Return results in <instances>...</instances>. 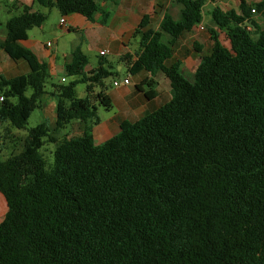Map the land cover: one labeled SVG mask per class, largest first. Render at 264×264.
I'll return each instance as SVG.
<instances>
[{
  "label": "trees",
  "instance_id": "1",
  "mask_svg": "<svg viewBox=\"0 0 264 264\" xmlns=\"http://www.w3.org/2000/svg\"><path fill=\"white\" fill-rule=\"evenodd\" d=\"M34 1L61 17L93 21L98 13L103 25L102 5L119 0ZM174 1L182 9L176 17L164 13L159 30L147 16L134 30L138 63L151 77L168 79L170 99L99 145L87 131L59 141L49 136L74 120L96 124L94 101L111 108L101 90L111 68L100 61L83 72L76 49L65 65L74 80L48 92L46 64L19 44L46 15L23 6L5 21L0 50L28 71L0 76V123L23 129L49 96L55 124L53 131L45 123L28 129L21 151L0 160L7 205L0 264H264V0L211 10V47L190 79L180 62L170 63L172 47L202 21L204 0ZM256 12L261 25L252 20ZM77 83L85 84V97H76ZM141 86L135 89L151 100L154 93ZM46 139L55 145L49 169L39 153Z\"/></svg>",
  "mask_w": 264,
  "mask_h": 264
},
{
  "label": "crops",
  "instance_id": "2",
  "mask_svg": "<svg viewBox=\"0 0 264 264\" xmlns=\"http://www.w3.org/2000/svg\"><path fill=\"white\" fill-rule=\"evenodd\" d=\"M241 1L246 4H252L255 2L257 3L260 0H204L202 21L189 32H185L179 37L172 47V58L170 63L178 61L181 63V70L183 73L188 72L187 74H192L200 61V56L193 52V46L195 44H200L201 40L206 43L209 42L208 28L213 27L210 18L211 10L218 7L224 11L231 9L238 11V5ZM36 5L37 4L34 0H0V11L3 10V7H10V9L6 10L8 13H20L23 6H29L32 11H37ZM210 7L211 10H209ZM170 8L179 12L182 9V6L174 0H119L115 4L105 3L102 5V9L108 13L105 24L103 25L99 23L101 16L98 13L94 15L93 21H89L78 14H69L63 17L60 16L57 19L56 24L51 28L54 34H57L58 32L59 35H64L72 31L78 36V38H81L83 42H86L93 47L100 58H103L106 55L114 58L116 60L117 70H121L122 65H124L127 70L124 78L128 79V84L125 85L121 83L120 86H117L114 92L107 93L111 101V108L108 110V116L104 118L97 116L98 122L96 124H92L89 121L82 122L74 120L59 129V132L62 129H68V131L72 132V134L77 137L84 131H87L91 135L93 143L99 145L144 115L159 108L170 99L168 79L160 72H157L151 77L138 63L137 54L139 36L134 34L136 26L144 16L148 17L149 27L152 30H159V24L164 13H170ZM204 8L207 10V19H203ZM251 17L257 25H261L259 12H256ZM1 18L3 19L4 17ZM1 18L0 40H3L5 38L4 23L7 19L2 21ZM62 18L65 23L59 24L60 19ZM155 23L156 25H154ZM44 28L45 24L38 27L41 31ZM41 31L37 33L40 34ZM29 32L31 31H28L27 39L20 41L19 44L24 48L29 49L38 60L46 64L48 78L57 76L58 74L65 76V65L69 62L70 56L67 53L59 51L57 38H54L52 41L47 40L43 42L40 36H31ZM222 34L224 33H219L218 38H221L220 36ZM164 36L165 34H162L161 41ZM185 36L187 39H190V45L183 48L179 54H175L174 48L180 43L181 38ZM166 38L168 40L167 36ZM82 41L80 42L82 43ZM47 42H51L50 47L46 46ZM81 43L72 47L70 53L76 48L81 51L84 56L82 71L86 73L97 67L101 60H98L96 63L97 65L94 63L91 65L81 48ZM228 45H230L229 40ZM101 51H104L103 56H100L99 54ZM227 53L232 55V52ZM124 55H128L129 59L123 60L122 57ZM103 62L106 63L105 66L112 68V61L104 60ZM27 71L28 67L24 61H12L0 50V76L8 79L17 75L25 74ZM149 78H152V82L147 85V88L146 86H141L143 82H146ZM135 85H140L143 89H149L152 91L154 93L152 99H145L142 92L135 89ZM39 110L43 119L42 123H45L46 125L48 124V128L53 131L55 124V101L52 98H43L42 106ZM3 131L8 132L15 137L14 132L8 128L6 122L0 123L1 137ZM65 137L68 138L67 136ZM6 211V201L0 193V222Z\"/></svg>",
  "mask_w": 264,
  "mask_h": 264
},
{
  "label": "rangeland",
  "instance_id": "3",
  "mask_svg": "<svg viewBox=\"0 0 264 264\" xmlns=\"http://www.w3.org/2000/svg\"><path fill=\"white\" fill-rule=\"evenodd\" d=\"M256 3V2H255ZM254 3H252L253 5ZM37 11L44 13L46 15V20L43 24H45V28L41 31L38 29V27H33L31 30L30 35H35L40 36V38L42 39L43 42L47 41V40H53L54 38H57V45L59 47V51L63 52V53H67L69 56H71L72 52L71 48L77 46L79 43H81L80 41H82L81 38H78V36L76 34H74L72 31H70L68 34H64V35H59L58 32L57 34H54L51 30V28L53 27L54 24H56L57 19L60 17L59 12L57 11L56 8H44L41 7L39 5H36ZM10 9V7H3V10L0 11V18L4 17L2 19V21H5V19H8L9 17H12L14 15H17L18 13L16 12H12V13H8L6 10ZM211 10V7L210 9ZM170 14L173 17L177 16V11L173 8H170L169 10ZM203 19H207V10L206 8L203 9ZM156 25V23L154 24ZM41 31L40 34H38L37 32ZM220 43L222 44V46L226 49L227 52H231V48L230 45H228V39L226 38V36L224 34H222L220 36ZM167 38L166 35L162 38L163 42H166ZM190 45V39H187L186 36L181 38L180 43L174 48V53L175 54H179L181 50H183V48H186V46ZM201 47V51L200 53H197L194 49L193 52L197 55H202V54H207L210 50L211 47V42L209 39V42H205L203 40H201L200 44ZM81 48L84 51V53L86 54V58L89 60L90 64L93 65V63L95 65H97L96 63L98 62V60L101 61H112L111 65L112 68L110 69L112 72V75L109 76L108 78H106L104 80L105 83V87L102 88V92L107 95V93H111L112 91L114 92L116 90L117 87L113 86V82H116L118 84V86L121 85L122 81L125 79L124 76L126 75V67L124 65H122L121 70H117V66H116V60L114 58H111L110 56H105L103 58H100L97 55V52L94 50L93 47H91L88 43L83 42L81 43ZM78 49V48H76ZM75 49V50H76ZM188 72L183 73L182 75L186 78V79H190L191 78V74H187ZM74 80V77H68V76H64L61 74H58L57 76H53V77H49L46 79L45 82V90L48 92H51L52 86L51 84H67L68 82ZM100 89L99 88H95L93 94H96L97 92H99ZM31 94V89L27 88L24 95L29 97ZM75 95L76 97H85L86 96V91H85V84L83 83H77L75 85ZM108 96V95H107ZM45 99H50L51 97L46 96L44 97ZM9 101L14 104L16 102V98H9ZM94 104L96 106V114L98 117L100 118H104L106 116H108V111L98 103V101H94ZM43 119L41 116V112L40 110L37 108L35 110H33L29 116V118L27 119L26 125L23 129H14L9 122L6 121V124L8 126V128H10L14 134L15 137L11 134H9L8 132H4L3 131V135L1 137L0 140V160H5L8 157H10L11 154H16L19 153L22 149V145H23V140L24 138L27 136V131L30 128L35 127L36 125H38L39 123H42ZM48 125V124H47ZM61 135V136H60ZM65 136H67L68 138H72V137H76L74 134H72V132L68 131V129H62L57 132H53L50 134V138L53 139V141H59L61 138H64ZM50 141L49 139H46L43 143V145L41 146V148L39 149V153L43 156V159L45 161V168L49 169L53 163V157H52V152L54 150V142Z\"/></svg>",
  "mask_w": 264,
  "mask_h": 264
},
{
  "label": "built area",
  "instance_id": "4",
  "mask_svg": "<svg viewBox=\"0 0 264 264\" xmlns=\"http://www.w3.org/2000/svg\"><path fill=\"white\" fill-rule=\"evenodd\" d=\"M252 12H254V10H252ZM64 23H65L64 19H63V18L60 19L59 24H64ZM247 30H249V31H253V29H252L251 27H247ZM46 46H47V47H50V46H51V42H47V43H46ZM99 54H100V56H103V55H104V51H101ZM122 83L125 84V85L128 84V79L125 78V79L122 81ZM113 86H114V87H117L118 84H117L116 82H113ZM2 100H3V98H2V96H0V101H2Z\"/></svg>",
  "mask_w": 264,
  "mask_h": 264
}]
</instances>
